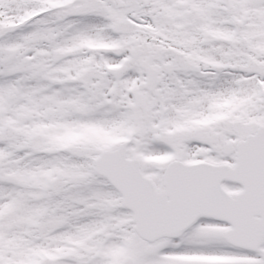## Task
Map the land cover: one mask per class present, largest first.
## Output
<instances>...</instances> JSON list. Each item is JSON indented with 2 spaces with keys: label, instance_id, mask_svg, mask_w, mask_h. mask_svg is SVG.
Segmentation results:
<instances>
[{
  "label": "snow or ice",
  "instance_id": "snow-or-ice-1",
  "mask_svg": "<svg viewBox=\"0 0 264 264\" xmlns=\"http://www.w3.org/2000/svg\"><path fill=\"white\" fill-rule=\"evenodd\" d=\"M0 264H264V0H0Z\"/></svg>",
  "mask_w": 264,
  "mask_h": 264
}]
</instances>
